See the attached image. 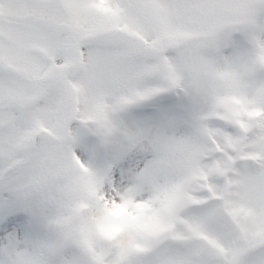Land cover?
<instances>
[{
    "label": "snow or ice",
    "instance_id": "6c2138e0",
    "mask_svg": "<svg viewBox=\"0 0 264 264\" xmlns=\"http://www.w3.org/2000/svg\"><path fill=\"white\" fill-rule=\"evenodd\" d=\"M0 264H264V0H0Z\"/></svg>",
    "mask_w": 264,
    "mask_h": 264
}]
</instances>
